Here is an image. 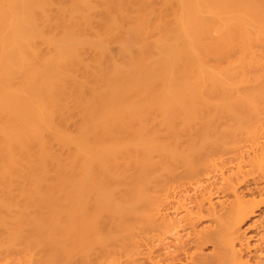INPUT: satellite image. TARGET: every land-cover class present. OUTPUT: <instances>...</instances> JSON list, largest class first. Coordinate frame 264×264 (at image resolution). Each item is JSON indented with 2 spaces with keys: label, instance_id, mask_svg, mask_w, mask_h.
<instances>
[{
  "label": "bare ground",
  "instance_id": "6f19581e",
  "mask_svg": "<svg viewBox=\"0 0 264 264\" xmlns=\"http://www.w3.org/2000/svg\"><path fill=\"white\" fill-rule=\"evenodd\" d=\"M0 264H264V0H0Z\"/></svg>",
  "mask_w": 264,
  "mask_h": 264
}]
</instances>
